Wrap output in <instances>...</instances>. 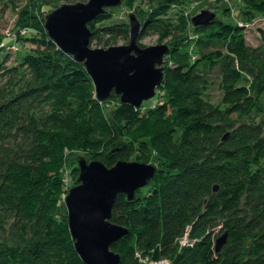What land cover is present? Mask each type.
I'll return each mask as SVG.
<instances>
[{"label":"trees","instance_id":"1","mask_svg":"<svg viewBox=\"0 0 264 264\" xmlns=\"http://www.w3.org/2000/svg\"><path fill=\"white\" fill-rule=\"evenodd\" d=\"M38 1L21 12L24 28L36 22ZM178 2L148 0L139 37L171 31L166 16ZM240 2L246 18L264 17V0ZM111 19L106 11L88 24L90 40L129 39L127 25L108 24ZM194 29L209 40L197 41L193 64L174 61L164 69L170 108L163 104L148 113L164 128L138 149L126 143L125 132L140 123L139 112L119 105L105 120L83 65L58 50L45 29L39 38L27 37L45 53L26 54L24 68L6 69L0 55V77L9 86L19 70L33 81L0 97V264H83L67 218L58 219V209L48 204L52 193L45 196L46 189L59 191L64 154L91 152L111 168L135 154L148 159L150 147L161 161L157 185L132 201L117 196L112 208L110 222L129 231L110 248L119 264H139L138 253L153 263L264 264V32L260 46L250 48L238 27L211 21ZM213 70L222 91L216 107L204 100ZM218 233L226 234V243L216 251Z\"/></svg>","mask_w":264,"mask_h":264},{"label":"water","instance_id":"2","mask_svg":"<svg viewBox=\"0 0 264 264\" xmlns=\"http://www.w3.org/2000/svg\"><path fill=\"white\" fill-rule=\"evenodd\" d=\"M121 1L89 0L61 5L45 17L44 29L58 50L83 65L99 103L113 93L119 97L120 105L137 109L152 99L161 85L163 62L169 48L165 45L140 48L137 39L141 24L134 15H129L127 45L91 49L88 24L106 9L119 6ZM214 17L208 11H201L191 19V25L207 26ZM77 169L78 185L69 189L64 199L74 251L83 264H119V255L110 248L129 231L110 222L112 208L119 195L132 201L135 192L154 179L156 168L127 161H118L108 168L97 161L87 163L80 157ZM216 191L214 186L213 192ZM225 243L226 234H223L216 239L215 250Z\"/></svg>","mask_w":264,"mask_h":264},{"label":"rangeland","instance_id":"3","mask_svg":"<svg viewBox=\"0 0 264 264\" xmlns=\"http://www.w3.org/2000/svg\"><path fill=\"white\" fill-rule=\"evenodd\" d=\"M31 0H0V55L1 61L5 58L4 67L6 69L12 68H24L21 66L24 57L26 56H43L45 51L38 44L32 43L29 38H39L43 35L42 28L44 29L45 17L53 12L55 9L64 4H77L87 3L89 0H39L37 2V11L35 12L36 22H33V26L29 27V33L23 34L22 30L26 29L19 23L21 12L29 5ZM150 4L148 0H122L121 4L115 8L106 9L111 14L112 19L108 24H125L129 28V15H134L140 24L143 21V17H146L147 12L150 10ZM201 11H208L213 14L216 24L230 25L232 27H238L242 29V33L246 44L250 48H257L260 46V32H264V17L251 14L249 17L244 16L245 7L241 4L240 0H179L176 7H173L168 13L166 18H169L172 23V30L165 31L163 29L158 32H150L143 34L137 39V44L140 48L151 47L156 45L167 46L171 54L164 58L163 69L167 67L171 62L185 60L188 64H193L196 59L199 58L198 47L196 43L199 39L203 41L209 40L207 35H198L191 25V19L198 15ZM22 27V28H21ZM45 32V31H44ZM168 32V33H167ZM212 33V32H211ZM210 34V33H209ZM128 40L121 38H103L98 40H90L89 47L91 49H108L115 46H124L128 44ZM215 41V40H214ZM216 43V42H214ZM214 50L213 48L203 50L208 52ZM179 54L181 55L178 57ZM1 62V66H3ZM11 78V77H10ZM12 85H8V78L3 79L0 77V97L3 94H9L11 91L17 92L28 81L29 84L33 83L31 74L29 76L22 70L18 71V74L12 78ZM206 85L204 88V100L213 106H218L222 98V91L220 90V77L216 70L209 72L206 77ZM93 86V84H92ZM92 98L95 99L94 86L92 91ZM118 97V96H117ZM75 102V98L70 99ZM169 91L168 86L165 83L156 88L155 96L147 102H143V106L146 113H142L141 121L138 125L130 128L125 132L126 143L135 149L140 148L142 144L150 146L153 133L157 129L164 128L163 122L150 119L148 115L150 111L155 110L153 106H160L167 104L170 108ZM101 112L105 120H109L110 113L115 110L119 105V97L108 98L106 101L101 102ZM150 108H152L150 110ZM78 113V110L76 109ZM264 119V115L261 116ZM259 120V119H258ZM166 127V126H165ZM164 130V129H163ZM98 152H101V148ZM137 152V151H136ZM157 149L150 147L147 158L141 161L137 158L136 154L133 155L127 162H137L146 165H152L156 168V173L159 164L161 163L159 157L156 154ZM83 158L87 163L99 160L100 156H92L91 152H84L82 150H71L64 154L61 167L59 168V191H49L47 194L48 204L53 209H58L60 215L58 219L63 217V221H66L67 211L64 205V199L67 196V192L72 187L78 185L79 170L77 169V159ZM103 164V163H102ZM158 174V173H157ZM156 176V175H155ZM156 180L153 179L146 187L141 188L135 192V197L146 196L153 187H155ZM31 189V187H29ZM58 192V193H57ZM36 209V202L34 204ZM61 216V217H60ZM222 234H217V239ZM187 243L186 238L180 240L181 245ZM73 249L72 242L68 240L67 250ZM114 252V251H113ZM139 264H168L166 261L159 263L149 262L146 258L136 254Z\"/></svg>","mask_w":264,"mask_h":264},{"label":"built area","instance_id":"4","mask_svg":"<svg viewBox=\"0 0 264 264\" xmlns=\"http://www.w3.org/2000/svg\"><path fill=\"white\" fill-rule=\"evenodd\" d=\"M22 33H23V34L29 33V29H28V28L23 29V30H22ZM156 107H157V106H153L152 108H156ZM152 108H150V110H151ZM135 110L138 111L140 115H141L142 113H146V112L148 111V110L145 109V107L143 106V104H141V106H140L139 108H137V109L135 108Z\"/></svg>","mask_w":264,"mask_h":264}]
</instances>
